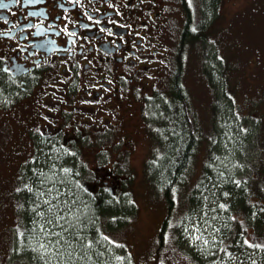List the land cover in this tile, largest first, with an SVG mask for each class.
I'll return each mask as SVG.
<instances>
[{
    "label": "flooded vegetation",
    "instance_id": "af4514ba",
    "mask_svg": "<svg viewBox=\"0 0 264 264\" xmlns=\"http://www.w3.org/2000/svg\"><path fill=\"white\" fill-rule=\"evenodd\" d=\"M220 3L0 0L5 5L0 6V130L16 110L21 116L28 110L31 118L22 124L26 145H18L20 154L11 151L0 161L25 167L43 153H59L70 165L100 168L85 179L93 191L106 188L116 198L128 194L122 167L128 163L132 171L134 160L145 176L165 147L153 141L152 122L168 101L169 65L178 59L185 66L192 46L193 39L185 37L187 16L193 18V31L201 32L197 10L212 7L215 15L210 21L205 17L204 32L213 37ZM257 3L263 6L264 0ZM176 20L181 22L177 37ZM260 118L242 129L246 135L258 131L264 144ZM263 148L256 147L260 159Z\"/></svg>",
    "mask_w": 264,
    "mask_h": 264
},
{
    "label": "rangeland",
    "instance_id": "374dc122",
    "mask_svg": "<svg viewBox=\"0 0 264 264\" xmlns=\"http://www.w3.org/2000/svg\"><path fill=\"white\" fill-rule=\"evenodd\" d=\"M218 11L221 14L214 23L217 28H213L215 31L211 37V52L206 44L195 41L186 51L183 85L188 93L189 103L185 105V111L189 116L190 127L195 133L202 135V140L193 152L186 180L176 186V206L163 233L165 241L161 247L159 231L167 215L168 203L161 191L162 185L153 176L155 162L146 168L145 176L140 163L134 160L132 162L135 169L132 171L128 163L122 167V174L130 182L129 191L135 213L132 210L125 212L124 218H128V221L122 227L106 232L105 238L108 240L104 239L100 245L92 244L94 250L89 251V245L81 246L80 241L70 237V231L65 232L66 226L60 229L59 226L56 227L60 222H53L62 217L63 210L73 215L74 201L71 202L68 198L60 199L59 203L63 208L51 218L45 217L43 210L38 208L39 217L31 219V223L20 219L18 211L22 213L24 208L19 205L21 200L16 193L20 189L27 192L31 188L32 185L25 182L26 178L35 171H41V166L29 169L27 165L24 171L15 161H0V264H204L201 259L203 257L196 261L186 250H208L210 243L220 238L217 235V224L211 220L217 218L213 207L218 196L211 194L213 187V192L219 193L215 182H211L215 179L210 177L211 181L206 186L212 188L204 194L200 206L194 205V209L188 211L191 190L198 183L204 165L209 162L212 166L220 167L222 173L232 174L238 182L244 183L247 187V200L253 201L259 206L258 209L263 207L264 179H260V168L264 165H248L244 161L248 154L249 161H259L260 157L256 147L248 145L242 127H252L256 119L264 117V5L260 6L257 0H221ZM227 15L228 20L225 22ZM211 19L210 15L208 21ZM175 23L174 34L177 37L181 22L176 20ZM204 69L216 76V87L211 84L212 74L210 73L212 77L209 78ZM173 70L165 80V95L168 96L166 104L169 103L170 106L157 112L152 122L153 141L165 143L164 151L158 154L161 158L164 157L169 142L166 127L173 124V111L169 112L167 108L176 105L172 101L173 89L172 86L170 89L169 81L177 71V66ZM218 95L219 100L216 97ZM217 106H220L218 113ZM28 117L31 119L28 110H23L22 116L16 110L10 125L5 130H0V159L1 155L11 157V151L20 154L18 145H26V136H22V124L25 126L24 118L26 121ZM260 128H264V125ZM26 150L23 151V157ZM142 153L141 150L140 155ZM43 155L41 159L47 164L46 171L52 168L68 170L66 167L69 164L63 163L58 155ZM81 168L87 175L100 171L96 164L90 167L94 171L85 172ZM70 169H73L72 166ZM44 190L40 192L43 194ZM128 199L130 200L129 196ZM234 213L235 216H240L241 212ZM29 229L35 259L33 256L25 263L18 260L27 258L19 254L13 241L20 232H28ZM242 233L248 241L258 239L245 224ZM32 259L36 262H32ZM214 264H227V261L220 259Z\"/></svg>",
    "mask_w": 264,
    "mask_h": 264
},
{
    "label": "trees",
    "instance_id": "16d2710c",
    "mask_svg": "<svg viewBox=\"0 0 264 264\" xmlns=\"http://www.w3.org/2000/svg\"><path fill=\"white\" fill-rule=\"evenodd\" d=\"M199 10L200 17L202 16L200 24L203 25L201 32L195 33L193 31L191 28L193 18L191 15H188L185 25V37L186 39H193V41L197 43L202 42L206 44L209 48V52H211L210 50L213 44L211 43V37L204 32V20L206 16L210 17L211 15L214 17L215 14L213 13V8L209 6H203L199 8ZM176 66L177 71L171 76V82L169 81L170 89L171 86L173 89L172 101L176 102V105L167 108L169 112L173 111V124L166 127L169 141L168 147L165 148L164 157H160L161 159L158 160V163L153 167V176L158 180L159 184L162 185V190H160L165 195L168 203L167 215L159 231L160 247L165 241L163 233L171 220L176 206V186L186 180V175L191 166L193 152L200 146L202 140V135L195 133L194 129L192 130L190 127L189 116L185 111V105L189 103V99L186 88L183 85V61L175 59L169 65V71L165 74V80L169 78L171 70ZM204 70L209 78L213 76L211 84L216 87V76L210 72L212 74L211 76L207 69ZM166 97L168 96L165 95V99ZM216 97L219 100V95ZM165 106L170 105L165 102ZM219 109L220 106H217L216 113L219 112ZM243 136L247 138L248 145L264 147V144L261 143L262 136L260 137L258 131H254L252 135L244 134ZM156 143L165 144L164 142ZM162 147L164 146L159 148ZM163 151H160L161 154ZM46 155H48V153L45 154V156ZM57 155L61 158L63 163H70L64 156H61L59 153H57ZM43 156L44 155L41 154L40 159L38 158L34 165L33 163H26L29 169L37 165L41 166V171H35L36 173L31 171L33 173L29 174L25 181L32 185L31 188H29L27 192L20 189L17 191L18 193H16V196L21 200L19 205L24 208L22 213L18 211L20 219H23L22 221L26 220L28 223H31V219L33 220L39 217V209L43 210L45 217L51 218L56 211L63 208L61 207L60 199L68 198L71 202L74 201L72 204L73 215L71 216L69 215V211L65 212L63 210L61 212L62 217H59V219L53 222H60V224L56 225V227L59 226L58 228L60 229L66 226L67 230H65V232L68 233L70 231L72 233L70 236L71 238L80 241V245L83 247L84 245H89L88 249L91 251L94 250V248L91 247L92 244L95 243L100 245L103 243V240L106 239V232L114 230L116 227H122L125 222L128 221V218H124L125 212L132 210L135 213V206L131 200V192L116 198L111 194L110 190L106 188L101 187L93 191L94 189L92 190L86 185L84 186L86 182L85 179L89 176L87 175L88 173L82 171L81 166L76 167L69 164L68 167H66V169H68L67 171L65 169L62 171L61 169L55 168L46 171L44 169L47 164L41 159ZM249 157L250 154L245 155L244 160L248 165H258L259 167L264 165V157L259 159V161H249ZM71 166L73 169H70ZM21 167L22 166H20V168ZM22 168L25 171V168ZM83 169L86 172L91 168L83 166ZM210 177L215 180L211 181ZM260 179H264V167L260 168ZM210 181L215 182L216 190H219V193H214L213 191L215 188L213 187L211 192V194L218 196L216 199L217 202L215 201L216 204H214L213 207L217 218H212L211 220L217 224H215L219 232L217 235L220 238L211 242L208 246V250H196L194 252L188 249L185 250L190 253L192 258H196V261L203 257L201 259H203L204 264H214V262L220 259L227 261V264H264V204L262 208L258 209L259 206L253 201L247 200L245 191L247 187L244 186V183L238 182L232 174L226 172L222 173L220 167L212 166L211 162L206 163L202 169L198 183L194 189L191 190V205L188 211L193 210L194 205L200 206L204 194L212 188L211 186H206ZM43 189L45 190L42 194L40 190ZM52 193L57 195L53 196ZM128 196L131 201L128 199ZM46 197L48 200H46ZM124 201L125 205H123ZM234 211H240V216H235L236 213H234ZM178 224H181V220L178 221ZM244 224L248 229L249 227L252 229L253 235L258 239L248 241V239L243 236L242 230ZM29 233L30 229L28 232H20L17 237L15 236L16 238H14L13 241V245L15 243V247L19 251V254L27 258L26 260L23 258L18 260L22 262L25 261V263L33 256V259H35V252L31 250L33 239L29 236ZM76 235L80 237L78 238ZM34 239L36 244V238ZM33 259L32 262H36V260ZM118 264H121V262Z\"/></svg>",
    "mask_w": 264,
    "mask_h": 264
},
{
    "label": "bare ground",
    "instance_id": "6f19581e",
    "mask_svg": "<svg viewBox=\"0 0 264 264\" xmlns=\"http://www.w3.org/2000/svg\"><path fill=\"white\" fill-rule=\"evenodd\" d=\"M204 39V38H203ZM223 135V134H222ZM221 140V139H220ZM46 158V157H45ZM49 169V168H48ZM45 170V169H44ZM65 174V173H64ZM209 183V182H208ZM61 184V183H60ZM34 185V184H33ZM31 190V189H30ZM53 199V198H52ZM209 234V233H208Z\"/></svg>",
    "mask_w": 264,
    "mask_h": 264
},
{
    "label": "snow or ice",
    "instance_id": "6c2138e0",
    "mask_svg": "<svg viewBox=\"0 0 264 264\" xmlns=\"http://www.w3.org/2000/svg\"><path fill=\"white\" fill-rule=\"evenodd\" d=\"M0 6H5V5H0Z\"/></svg>",
    "mask_w": 264,
    "mask_h": 264
}]
</instances>
